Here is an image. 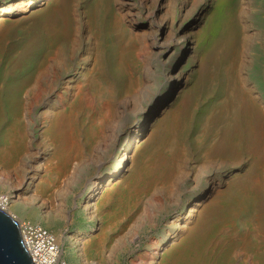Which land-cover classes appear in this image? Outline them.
Listing matches in <instances>:
<instances>
[{"label":"rangeland","instance_id":"1","mask_svg":"<svg viewBox=\"0 0 264 264\" xmlns=\"http://www.w3.org/2000/svg\"><path fill=\"white\" fill-rule=\"evenodd\" d=\"M12 126L4 212L66 264H264V0H0Z\"/></svg>","mask_w":264,"mask_h":264},{"label":"bare ground","instance_id":"2","mask_svg":"<svg viewBox=\"0 0 264 264\" xmlns=\"http://www.w3.org/2000/svg\"><path fill=\"white\" fill-rule=\"evenodd\" d=\"M6 11L3 9L1 10V14L5 13ZM183 42V41H182ZM183 45V44H182ZM36 79L38 80L39 77H36ZM43 89V87H42ZM42 89L39 87L36 88V86H31L28 91H27V95H28V105L25 108H22V110L24 111V114L27 116H31V106L35 105L33 102H36L37 100V96L36 93L39 91L40 96H42ZM34 93V96L32 95ZM27 100H25L26 102ZM33 103V104H32ZM20 113H22V111H20ZM140 123L141 120H137L136 121V125L134 130L137 132L139 127H140ZM57 126L61 129L63 128H70L72 127L71 125V115H66L63 116V114L60 115V117L58 118V122H57ZM17 127L16 126H12V128L10 129V132L7 134L8 138L5 140L2 148H0V161L4 164H7L8 166H11L12 169L13 168V162L15 160V156L17 151L19 150V148L23 145L24 140L23 138L19 137L17 134ZM123 160L122 158L120 159L118 166H116L112 172V174H110L106 179L104 180H100L98 181L96 184H92L90 186V189L87 192V197L88 198H93V199H97L99 195V202L95 205V207L98 209L99 208H103L105 205H107L108 202L112 201L114 196H115V189L117 188L114 185V182L116 183L118 181V171L119 168L122 166ZM119 183V182H118ZM109 188V189H108ZM105 192V193H104ZM114 195V196H113ZM119 196H116V198ZM7 204V198L0 196V209L2 211H4V209L7 207L5 206ZM197 204V203H195ZM14 205L9 207V210L14 212ZM6 210H8L6 208ZM193 211V209L190 210L189 214H191ZM15 213V212H14ZM11 216H13V218L18 222L20 219H18L17 217H15L13 214H11ZM79 239H82L84 241V237H80ZM74 250L76 251V253L81 254V249L79 250V246L77 245ZM198 252V251H197ZM199 254V253H197ZM199 256V255H198Z\"/></svg>","mask_w":264,"mask_h":264},{"label":"built area","instance_id":"3","mask_svg":"<svg viewBox=\"0 0 264 264\" xmlns=\"http://www.w3.org/2000/svg\"><path fill=\"white\" fill-rule=\"evenodd\" d=\"M17 226L23 246L33 264H66L58 255L53 235L44 227L25 220H19Z\"/></svg>","mask_w":264,"mask_h":264},{"label":"water","instance_id":"4","mask_svg":"<svg viewBox=\"0 0 264 264\" xmlns=\"http://www.w3.org/2000/svg\"><path fill=\"white\" fill-rule=\"evenodd\" d=\"M0 264H33L21 241L16 220L1 209Z\"/></svg>","mask_w":264,"mask_h":264}]
</instances>
